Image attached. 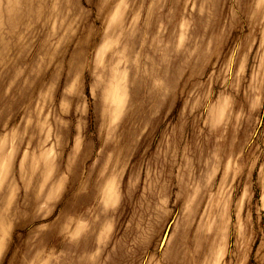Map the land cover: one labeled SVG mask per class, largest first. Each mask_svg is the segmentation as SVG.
<instances>
[{
    "label": "rangeland",
    "instance_id": "obj_1",
    "mask_svg": "<svg viewBox=\"0 0 264 264\" xmlns=\"http://www.w3.org/2000/svg\"><path fill=\"white\" fill-rule=\"evenodd\" d=\"M231 3L0 0V206L17 216L0 264L37 249L59 264H187L192 248L194 264H264V107L223 129L226 95L189 115L190 93L223 95L240 73L242 97L264 72ZM161 65L176 92L149 118Z\"/></svg>",
    "mask_w": 264,
    "mask_h": 264
},
{
    "label": "clouds",
    "instance_id": "obj_2",
    "mask_svg": "<svg viewBox=\"0 0 264 264\" xmlns=\"http://www.w3.org/2000/svg\"><path fill=\"white\" fill-rule=\"evenodd\" d=\"M95 3L102 10L106 9L108 0H95ZM248 7L247 16L245 17L243 9ZM7 8V5H4ZM218 7V5H217ZM107 14L105 10V15ZM200 17L204 19L205 31L211 27L214 22V15L210 12L205 5L200 6L199 11ZM228 15L234 24H239L244 21L250 23L254 33L260 37L261 50L264 52V0H232L231 7L228 10ZM253 42H255L253 40ZM243 68V63L241 64ZM223 72V69L221 70ZM149 75L148 73H145ZM260 82L257 85L255 81L246 84V91H244L241 97L240 91V73H236L233 77L235 83L229 85L228 88L224 89L223 95L213 96L207 89L199 95L189 94V115L192 112H203L205 108L211 110L213 105L225 103L224 96L228 97L227 107L224 113V122L221 125V129L226 128L227 125L233 121L239 122V120L246 114L251 115L254 111L264 107V72L258 74ZM168 70L161 65L160 68L149 76L151 84L148 95L153 97L157 108L152 110L153 99L147 101L146 111L148 112L149 118L159 113V107L163 106L166 102L170 101L176 92L175 82H170ZM101 95L103 88L100 89ZM239 109L237 110V106ZM65 103L61 101V107L54 119L58 124H63L62 117L66 114L64 112ZM245 107L247 113H245ZM199 110V111H198ZM204 115H207L205 112ZM205 126L210 132L215 131L211 125L210 120L204 121ZM254 166L255 159L251 161ZM12 180L8 181V187L12 188ZM67 222V221H66ZM17 224V216L15 212L9 208L7 201L5 200L0 206V251H3L7 246L8 242L12 238V233ZM63 225L61 226V234L63 235ZM198 255V250L192 248L187 254V264H194V258ZM59 254L54 249H37L32 255L22 258L20 264H59ZM91 259V258H90ZM158 264H162L158 262ZM199 264H217L215 259L211 256H203L199 260Z\"/></svg>",
    "mask_w": 264,
    "mask_h": 264
}]
</instances>
